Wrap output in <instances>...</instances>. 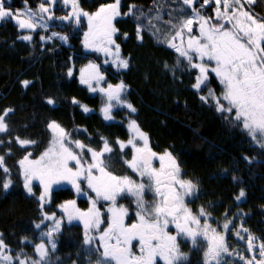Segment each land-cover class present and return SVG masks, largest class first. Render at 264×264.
I'll return each instance as SVG.
<instances>
[{
    "label": "trees",
    "instance_id": "trees-1",
    "mask_svg": "<svg viewBox=\"0 0 264 264\" xmlns=\"http://www.w3.org/2000/svg\"><path fill=\"white\" fill-rule=\"evenodd\" d=\"M203 1L195 0L194 5L199 7ZM76 2L80 10L89 14L102 5L115 3ZM41 3L49 8L48 13L38 12ZM24 6V0H5V7L13 12ZM27 6L50 26L23 30L11 18L0 20V115L12 109L5 119L7 130L0 132V239L10 255L34 259L39 243H44L48 252L42 264H96L99 255L96 242L82 243L84 230L80 224L64 222L51 238L46 235L49 228L36 227L44 213L60 212V205L66 201L75 200L77 207L89 209V199L65 182L53 186L46 203L40 200L42 188L38 184L32 183L31 193L24 186L20 161L25 156L35 159L47 150L53 137L48 128L52 122L69 134L68 140H78L86 146L84 160L88 162L91 154L87 148L99 151L107 140L113 149L105 154L112 156L108 170L138 183L148 181L147 177L141 178L123 162L132 158L133 149L127 145L132 136L128 125L135 120L147 135L152 152L171 153L181 178L196 185L194 201L189 203L194 212L203 208L220 222L229 221L232 228H238L243 221L246 235L258 244L264 243V148L253 141L242 124L237 126L228 119L234 117L233 113L218 112L211 98L208 102L200 99L204 93L193 87L197 70L169 46L180 21L189 15L190 8L183 0H120L121 15L114 18L117 32L113 39L129 67L117 69L108 64L101 68L103 86L123 82L127 90L122 97L136 111L117 105L111 110L110 120H105L102 112L106 98L80 83L82 67L91 57H99L95 51L87 53L82 44L87 20L82 16L77 25L74 17L70 21L58 19L73 11L71 0L69 4L55 0L53 5L49 0H27ZM208 7L202 11L210 16ZM247 9L254 17L264 19V0H255ZM130 10V15H124ZM175 13L180 17L178 23ZM49 15L54 18L49 19ZM24 36L31 39L25 40ZM24 81L30 83L25 86ZM211 82L216 80L210 75L207 85ZM49 99L54 103L49 104ZM81 105L90 111L84 112ZM17 138L35 143L21 146ZM118 140L125 143L124 149ZM68 146L76 153L81 151L74 143ZM70 163L74 168L75 161ZM7 181L11 183L5 189ZM81 189L89 193L86 180L81 182ZM241 190L245 195L237 199ZM49 239L55 249L50 248Z\"/></svg>",
    "mask_w": 264,
    "mask_h": 264
},
{
    "label": "snow or ice",
    "instance_id": "snow-or-ice-1",
    "mask_svg": "<svg viewBox=\"0 0 264 264\" xmlns=\"http://www.w3.org/2000/svg\"><path fill=\"white\" fill-rule=\"evenodd\" d=\"M54 3L55 0H52ZM69 0H64L67 4ZM73 11L67 16L59 17L62 20H71L75 18V23H81V17H87L88 32L85 33L84 47L91 48L97 52H103L108 57H114L111 61L118 69H126L129 67L128 61L120 58V46L115 44L113 34L117 29L113 27L112 21L115 17L121 15L119 11L120 0L115 3L102 5L98 11L89 14L79 9L76 0H71ZM195 0H183V4L192 7ZM216 19L220 21L218 24H212L210 19H206L196 8H192L195 16V22L199 23V36L189 35L187 47H184L183 40L181 44L174 43L176 38H182L184 29L189 34L192 33L193 18L181 20L175 36L169 46L174 48L181 57L188 61V66L192 69H198L199 74L196 77L194 88L200 90L201 86L207 85L208 73L212 72L219 79L223 86L222 93L218 96L213 90H209L208 96H201L200 99L208 102L212 98L216 102V110L220 113H235L234 117L229 116L228 119L233 120L237 126L242 124L247 134L264 147V19L254 17L250 12L244 10V3L252 4L255 0H215ZM25 10L11 11L5 7V0H0V20L8 18L16 20L21 29H35L38 23L34 19L37 12L27 7V0H24ZM209 0H204L207 5ZM203 7V5L201 6ZM222 7V11H221ZM38 12L40 14L48 13L49 8L44 3L39 5ZM125 13L124 15H130ZM49 15V19H53ZM43 20V16H39ZM226 21L227 24L223 23ZM227 25H231L228 27ZM175 28L176 25H173ZM54 35H56L54 33ZM25 40L31 39L30 36L22 37ZM139 38V30H138ZM67 40V37H61ZM115 45V51L112 46ZM203 61L214 62V67L207 64L194 63L193 56ZM109 61L106 59L105 63ZM167 67V65H165ZM68 75H72L71 69ZM105 77L100 73L99 66L90 63L81 69L80 83L88 86L91 92H100L105 98V106L102 109L105 120L112 119L111 110L117 105L126 106L132 112L136 109L126 103L122 94L126 92L127 86L121 82L113 85L107 84V87L100 86V82ZM95 82V87L93 86ZM25 86L30 82L24 81ZM222 101H226L225 106ZM49 104L54 101L49 99ZM73 103H78L73 99ZM84 112L90 109L81 105ZM12 109L5 110L0 115V132L7 130L5 119ZM129 130L133 134L127 141V145H131L133 149L132 158L124 160L134 172L141 178L147 177L149 183H136L128 176L119 177L113 175L109 171L112 156L105 157L106 153H112L113 149L109 146V142L104 140V146L99 151L87 148L91 154V162L84 160L85 145L80 141L68 140L69 134L56 122L48 125L52 130L53 137L47 150L39 157V159L31 160L29 156H25L20 161L23 169L24 186L29 193L32 192V181L38 179L43 186V194L40 197L44 201L45 197L50 194L53 185H59L62 182L70 183L76 192L82 193L81 182L87 181L88 187L95 192L96 199H91V207L87 211H81L76 207L75 200L66 201L60 205L61 209L67 215L69 220L80 219L84 223L85 239L84 243L90 245L96 239L89 233L91 229H99L100 225L105 221L101 220V211L97 208V201H111L112 206L107 209L110 213L109 219L106 221L108 227L99 235L100 245L96 249L99 253L96 264H156L159 257L164 264H182L187 260V254L180 251L177 243L178 236H183L191 240L194 247H202L203 243L198 240L202 237L206 242L207 248L204 251V264L215 261L220 264L223 254L228 252V246L225 242L224 235L217 232L205 220L201 225V217H206L204 209L201 208L199 215H193L192 211L185 205V197L191 196L196 189V185L190 180L181 178V170L175 158L169 152L157 157L148 145V137L143 133L135 120L130 121ZM18 142L21 146L33 144L35 141L21 140ZM137 140L143 141V147L137 146ZM74 143L75 147L80 149L79 153L73 151L68 144ZM121 149L126 147L122 141H117ZM31 155V154H29ZM160 161V167L152 166L153 159ZM75 161V167H70L69 162ZM0 167H3V157H0ZM7 172V168L4 169ZM11 181L4 183L3 187L7 189ZM154 191L158 198L153 203L144 200L145 191ZM129 193L136 197V203L139 211L137 212L138 222L131 225H125L124 217L127 215V209L116 208V198L123 193ZM85 195L87 193H84ZM245 195L241 190L240 197ZM45 219H53V216H45ZM169 224H174L177 229V235H169L167 229ZM195 226V227H193ZM37 228L40 225H36ZM60 221H55V227L46 235L51 238L53 231H58ZM228 228V224L224 225ZM247 231V230H245ZM239 234V233H237ZM134 240L139 242V255L132 251ZM248 250L255 252L252 236L248 237ZM52 248L55 249V243L49 239ZM6 245L0 239V264H12L13 259L18 264H42L46 261L48 252L45 244L36 245L35 251L38 253L39 259H32L26 255L25 259H20L19 254L15 257L5 254ZM100 248L103 249L100 252ZM259 259L255 254L251 259L245 260V264H264V243L259 246ZM244 259L243 256L240 257Z\"/></svg>",
    "mask_w": 264,
    "mask_h": 264
},
{
    "label": "rangeland",
    "instance_id": "rangeland-1",
    "mask_svg": "<svg viewBox=\"0 0 264 264\" xmlns=\"http://www.w3.org/2000/svg\"><path fill=\"white\" fill-rule=\"evenodd\" d=\"M115 2H116V0H114ZM49 4L50 5H53L54 3L52 2V0H49ZM67 4H69V2L67 3ZM203 5V7L205 8L206 6H209L208 8H207V13L210 15V16H208V15H205L204 13H203V7H201ZM249 5V3H244V10L245 11H248V9H247V6ZM28 8H30L29 6H27ZM189 7V6H188ZM25 8H26V6H24V7H22L21 9H18V10H25ZM100 8V7H99ZM190 8V11H189V15H188V17H187V19H189V18H193L194 19V23H193V25H192V28H193V31H192V33L191 34H189L188 32H187V29H184V35H183V37L182 38H180V37H178V38H176V40L174 41V43H176L177 45H179V44H181V39L183 40V44H184V47L186 48L187 47V42H188V39H189V35H192V36H199L200 35V32H199V23H197V22H195V16H194V13H193V11H192V8H196V9H198L199 10V12H200V15H202L203 17H205L206 19H212V24H218V23H220V21H217V19H216V8H217V5H216V2H215V0H209V3L207 4V5H205L204 4V1L202 2V4L198 7V6H195L194 4L192 5V7H189ZM223 9H222V7H221V11H222ZM17 11V10H16ZM98 11V10H97ZM96 12V11H95ZM95 12H93V13H95ZM249 12V11H248ZM174 16L176 17V16H178V19L175 21V23H178L179 22V15L177 14V13H175L174 14ZM86 20H87V17H84ZM116 18V17H115ZM35 20H36V22L38 23V26L36 27V28H48L49 26H50V24H49V22L46 20V19H44L43 18V20H40L39 19V15H37L35 18H34ZM186 19V20H187ZM13 21L17 24V22H16V20H14L13 19ZM113 22H114V19H113V21H112V24H113ZM223 23H225V24H227V22L226 21H223ZM18 25V24H17ZM228 27H231V25H227ZM113 27H114V25H113ZM35 28V29H36ZM23 30H32V29H23ZM88 30H89V28H88V20H87V26H86V28L84 29V31H83V33H82V38H81V40H82V44H83V47H84V40H85V33L86 32H88ZM178 30V29H177ZM176 30V31H177ZM176 31L171 35V37H170V39H169V41H168V44L170 43V42H172V37L173 36H175V33H176ZM51 34H53V30L51 31ZM115 34V33H114ZM114 34H113V36H114ZM114 40V39H113ZM112 48H113V51H115V45H113L112 46ZM84 49H85V51L87 52V53H91L92 51H95V50H93V49H91V48H85L84 47ZM95 52H97V51H95ZM98 54H99V57H91V60H88V62L82 67V69L83 68H85L88 64H90V63H94V64H96V65H98L99 66V69H100V73L103 75V73L101 72L102 70H101V68H103V67H106L108 64H111L112 66H115V65H113L112 63H111V61L114 59V57H108V56H106V54L105 53H103V52H97ZM192 56H193V62L194 63H201V62H203V63H205V64H207L209 67H214L215 65H214V62H209V61H207V58H205L203 61H201L197 56H196V54L195 53H190ZM120 58H121V56H120ZM108 60L109 62L108 63H105V60ZM122 59V58H121ZM115 68H117L116 66H115ZM118 69V68H117ZM197 70V75L199 74V70L198 69H196ZM210 75L211 76H214V78H215V80H216V82H214V83H210L209 85H206V86H204V85H202L201 87H202V89H200V90H198L199 92H201V93H204L203 94V96H208V93H209V90L211 89V90H213L218 96L222 93V91H223V86L220 84V82H219V79L215 76V74L214 73H212V72H209L208 73V80H210ZM80 76H81V70H80ZM87 86V85H86ZM93 86L95 87L96 85H95V82H93ZM100 86H102V87H107V85H105V86H103V81H101L100 82ZM88 87V86H87ZM209 87V90L208 91H206L207 90V88ZM217 90H219L218 92H217ZM210 99V98H209ZM212 99V98H211ZM212 100H214V99H212ZM215 101V100H214ZM222 103H224L225 104V106L227 105V102L226 101H222ZM235 115V113L233 112V116ZM133 135V134H132ZM254 141V140H253ZM256 144H259L260 145V143H258L257 141H254ZM137 146L138 147H143V141L142 140H137ZM264 148V147H263ZM156 153V152H155ZM164 153H156V155H157V157L158 156H160V155H163ZM41 156V155H40ZM39 156V157H40ZM39 157H37V158H35V159H31V160H36V159H39ZM71 162V161H70ZM69 162V163H70ZM89 162H91V157L89 158ZM154 165L156 166V162L154 163ZM69 166L70 167H72V163H70L69 164ZM22 178H23V181H25L24 180V175H23V169H22ZM183 179V178H182ZM185 180V179H184ZM87 182V181H86ZM32 183H36V184H38L41 188H42V194H43V191H44V189H43V186L40 184V182H39V180L38 179H34L33 181H32ZM66 184H68L71 188H73V189H75L70 183H67V182H65ZM193 183V182H192ZM194 184V183H193ZM88 185V184H87ZM53 186H55V185H53ZM27 190V189H26ZM28 191V190H27ZM90 191V190H89ZM194 192H195V190H194ZM84 193H86V191H84V190H82V193H79L78 195H81V196H83V197H85L86 195L84 194ZM91 193H93L92 191H90V194ZM94 194H91V195H89V198L90 197H92ZM125 196H128L129 198H135V200L133 201V200H130V199H126V200H121L120 198L121 197H125ZM193 196H194V193H193ZM193 196H192V198H193ZM144 197H149V195L146 193V191H145V194H144ZM188 197H190V196H187V199H188ZM49 200V195L48 196H46L45 197V199H44V201H42L43 203H46L47 201ZM98 201H100V204H99V206H101L104 210H105V212H107V209L109 208V207H111L112 206V202L111 201H104V200H98ZM122 201H124V203H122ZM147 202V201H146ZM131 203L132 204H135L136 205V207H137V203H136V197L135 196H133V195H131V194H129V193H127V192H125V193H123V194H121V195H119V196H117V198H116V203H115V207L116 208H120V207H123V208H125L126 206H130L131 205ZM96 206H98V204L96 205ZM134 206V205H133ZM77 207V206H76ZM91 207V203H90V199H89V208ZM136 207H134V209H133V211H134V213H136L137 214V212H138V210H137V208ZM77 208H79L81 211H85L84 209H82L80 206H78ZM60 212H57V213H55V212H53V213H44L43 215H44V219H43V221L39 224L40 226H42V227H46L47 229L49 228L50 230H52L54 227H55V221L56 220H59L60 221V227H59V229L61 228V225L63 226V224H64V222H67V223H72V222H74V223H77V224H80L82 227H83V230H84V235H83V237H84V239H85V229H84V223H83V221L82 220H80V219H73V220H69L68 219V217H67V215L64 213V211L61 209V207H60ZM87 211V210H86ZM53 216V219H45V216ZM110 213H109V215H107V214H105L104 215V220L105 221H107L108 219H109V217H110ZM228 228H231V225H229L228 226ZM98 230V229H97ZM103 230H104V228L102 227V231L100 230V231H90V235L91 236H93V237H95L96 239L93 241V243L92 244H95V242H96V244L99 246L100 245V241H99V235H100V233H102L103 232ZM54 232H56V231H53L52 233H54ZM82 237V238H83ZM84 239L82 240V243H84ZM40 244V243H39ZM92 244H90V245H92ZM46 246V245H45ZM50 248H52V245H50ZM53 249V248H52ZM103 251V250H102ZM36 252V251H35ZM5 254H7V255H10V253L8 252V249L6 248V250H5ZM37 256H38V253L36 252V257H33L34 259H38L37 258ZM14 261H16V259H13V261H12V264H18V261L17 262H14ZM163 263H164V261H163ZM113 264H114V262H113Z\"/></svg>",
    "mask_w": 264,
    "mask_h": 264
},
{
    "label": "flooded vegetation",
    "instance_id": "flooded-vegetation-1",
    "mask_svg": "<svg viewBox=\"0 0 264 264\" xmlns=\"http://www.w3.org/2000/svg\"><path fill=\"white\" fill-rule=\"evenodd\" d=\"M156 162V166L154 165V163ZM152 166L154 168H159L160 167V161L156 158L153 159L152 161ZM138 183H145L148 184L149 181H142V182H138ZM89 191V190H88ZM90 191H92L90 189ZM89 193H87L86 195V199H96V194L95 192L91 193L94 194L92 197H88V195H91ZM146 193L149 195V197H144V200L147 201L148 203H155L157 201V197L155 196L154 191H149L146 190ZM194 193V192H193ZM193 194L188 197H185V205L186 207H188L193 215H199V212H194L192 210L191 205H189V203H192L194 201V196L192 198ZM121 200H128L129 197L125 196V197H121ZM122 203H124V201H122ZM97 208L100 209L101 211V220H104V215L107 214L109 215L108 212H105V210L99 206L100 201H97ZM134 205V206H133ZM134 207H136L135 204H132L130 206H126L125 209H127V215L124 217V223L125 225H131L132 223H137L138 222V216L136 213H134L133 209ZM137 210L139 211L138 207H136ZM207 216L206 217H201V225H203V223L205 222V220L207 221V223H209L211 225L212 228H215L217 230V232H219L220 234L224 235L225 237V242L226 245L228 246V252L223 254V259L220 261V264H245V260L251 259L252 256L255 254L256 258L259 259V246L260 244L256 243L255 240H253V245H254V249L255 252H251L248 250V236L246 235L245 230L243 229V221H240L238 228H232V225L229 221L220 222V219L216 216H212L209 213H206ZM231 225V228H224L225 224ZM102 227L105 229L108 227V224L106 223V221L104 223H102L99 227V229L97 230L96 228L91 229L92 231H102ZM195 227V226H193ZM169 235H177V229L175 228L174 224H169L168 229H167ZM239 233V234H237ZM198 240H200L203 243L202 247H194L192 245V242L190 239L183 237V236H178L177 239V243L180 247V251L183 253L187 254V260L183 261L182 264H204V251H206L207 248V244L206 242L203 241L202 237H198ZM133 247H132V251L134 254L139 255V242L138 240H134L132 242ZM101 250H103L101 248ZM243 256L244 259H241L240 257ZM156 264H164L163 260H161L159 257H157L156 259ZM209 264H216L215 261H210Z\"/></svg>",
    "mask_w": 264,
    "mask_h": 264
}]
</instances>
